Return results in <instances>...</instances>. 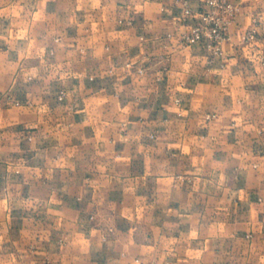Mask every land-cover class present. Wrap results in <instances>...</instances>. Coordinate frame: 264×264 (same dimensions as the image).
Segmentation results:
<instances>
[{"label": "crops", "instance_id": "obj_1", "mask_svg": "<svg viewBox=\"0 0 264 264\" xmlns=\"http://www.w3.org/2000/svg\"><path fill=\"white\" fill-rule=\"evenodd\" d=\"M230 1L214 57L205 0H0V264H264V0Z\"/></svg>", "mask_w": 264, "mask_h": 264}, {"label": "built area", "instance_id": "obj_2", "mask_svg": "<svg viewBox=\"0 0 264 264\" xmlns=\"http://www.w3.org/2000/svg\"><path fill=\"white\" fill-rule=\"evenodd\" d=\"M240 11V6L230 0H205L200 11V22L193 27L190 33L182 37V43L184 45H194L205 39L211 54L214 57L220 56L223 44L230 39V27L240 15ZM186 12L190 14L189 10ZM255 36L256 30L253 29L248 32L244 40L251 42L255 39ZM64 97L65 93H62L60 99L62 100Z\"/></svg>", "mask_w": 264, "mask_h": 264}, {"label": "rangeland", "instance_id": "obj_3", "mask_svg": "<svg viewBox=\"0 0 264 264\" xmlns=\"http://www.w3.org/2000/svg\"><path fill=\"white\" fill-rule=\"evenodd\" d=\"M239 17V16H238Z\"/></svg>", "mask_w": 264, "mask_h": 264}]
</instances>
